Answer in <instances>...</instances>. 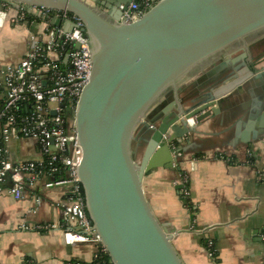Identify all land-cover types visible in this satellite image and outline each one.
Listing matches in <instances>:
<instances>
[{
	"label": "water",
	"instance_id": "water-1",
	"mask_svg": "<svg viewBox=\"0 0 264 264\" xmlns=\"http://www.w3.org/2000/svg\"><path fill=\"white\" fill-rule=\"evenodd\" d=\"M130 3L0 0L28 14L64 11L82 23L92 69L73 117L77 176L110 262L183 264L172 243L176 231L155 218L143 178L157 167L179 171L198 154L199 127L230 122L249 109L248 98L260 119L237 145L246 154L264 140V0H158L124 22ZM49 24L65 32L74 27L59 17ZM192 117L195 125L187 123Z\"/></svg>",
	"mask_w": 264,
	"mask_h": 264
},
{
	"label": "crops",
	"instance_id": "crops-1",
	"mask_svg": "<svg viewBox=\"0 0 264 264\" xmlns=\"http://www.w3.org/2000/svg\"><path fill=\"white\" fill-rule=\"evenodd\" d=\"M0 11L6 15L0 25L2 82L5 69L21 61L28 50V37L41 25L31 19L38 16L33 11L28 14L2 4ZM4 94L0 87V106ZM247 101L249 109H240L230 122L199 127L194 136L198 154L179 164V171L157 167L143 178L142 189L155 218L168 222L176 231L172 243L183 264H264L260 239L264 184L257 180L264 168V140H258L257 135L258 141L246 154L237 145L239 138L250 137L258 126L255 121L260 119L259 112L256 115L252 109L255 103L249 98ZM243 104L248 106L245 100ZM236 138L239 141L231 145ZM7 152L14 163L42 159L33 139L12 140ZM43 183L42 179L38 181L19 200L0 190V264L92 261L97 252L93 244L69 246L59 229H45L60 221V211L54 206L65 199L69 188L60 185L44 189ZM208 243L212 245V257L207 253Z\"/></svg>",
	"mask_w": 264,
	"mask_h": 264
},
{
	"label": "built area",
	"instance_id": "built-area-1",
	"mask_svg": "<svg viewBox=\"0 0 264 264\" xmlns=\"http://www.w3.org/2000/svg\"><path fill=\"white\" fill-rule=\"evenodd\" d=\"M151 1L155 4L158 0H145V8L141 10L137 0H131L122 13V21L138 19L154 5L149 4ZM37 14L41 28L28 37V50L17 65L5 69L0 82L5 93L0 106V190L8 191L19 200L41 179L44 189L67 185L65 199L54 206L60 211L61 219L45 229H59L66 245L93 244L97 251L105 252L84 207L77 176L81 153L73 127L78 99L91 75L92 50L82 23L74 15L43 8H37ZM5 16L0 11V25ZM54 17H59L61 22L71 21L74 24L71 32L50 25ZM65 115L72 118L67 119ZM187 123L196 124L195 117ZM23 138L36 141L42 156L40 161L14 163L10 160L7 144ZM45 157L49 159L48 169H44L42 162ZM54 161L65 170V178L48 179L58 169L51 166ZM257 180L264 184V168ZM260 239L264 248V229ZM207 253L213 256L211 243ZM76 264H91V261Z\"/></svg>",
	"mask_w": 264,
	"mask_h": 264
},
{
	"label": "trees",
	"instance_id": "trees-1",
	"mask_svg": "<svg viewBox=\"0 0 264 264\" xmlns=\"http://www.w3.org/2000/svg\"><path fill=\"white\" fill-rule=\"evenodd\" d=\"M137 3L140 5V9L143 10L145 8V0H137ZM149 4H154V1L149 2ZM31 19L35 20V21H40V18L38 16H31ZM65 117L67 119L72 118V115H65ZM43 164H44V169H48L50 168V166L48 165L49 163V159L47 157L43 158L42 160ZM52 167H58L56 172H53L52 174H50L48 176V179L50 178H54V179H63L66 176V172L63 168H61V166L58 165L57 162H52L51 164ZM207 242L206 240L203 242V244L205 245ZM77 262H72L71 264H76ZM110 259L108 257V255L106 254V252H102V251H97L95 257L92 259L91 264H110Z\"/></svg>",
	"mask_w": 264,
	"mask_h": 264
}]
</instances>
